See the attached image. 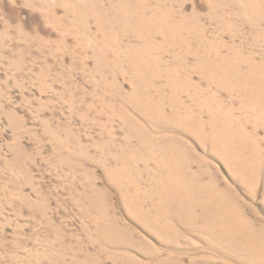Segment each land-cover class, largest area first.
Returning <instances> with one entry per match:
<instances>
[{
    "label": "rangeland",
    "instance_id": "rangeland-1",
    "mask_svg": "<svg viewBox=\"0 0 264 264\" xmlns=\"http://www.w3.org/2000/svg\"><path fill=\"white\" fill-rule=\"evenodd\" d=\"M159 1L150 0V8ZM170 2L177 15L202 17L208 42L223 48L249 52L257 43L252 37L264 33L263 26L253 32L236 21L232 30L238 37L229 40L210 21L208 2H221L226 17L236 19L239 0ZM111 4L121 3L0 0V264H150L155 259L264 264L213 241L201 218L199 232L191 233L178 213L182 207L157 183L162 171L147 161L132 123L162 135L129 102L135 75L126 64L128 49L140 42L133 31L121 34V28L109 26L115 21ZM240 13L244 20L255 19L254 12ZM115 35L118 42L111 40ZM161 57L171 64L168 53ZM192 76L203 85L204 79ZM223 98L227 109L244 115L238 96ZM240 124L245 134H253L252 126ZM258 130L262 143L264 131ZM172 137L198 158L192 160V174L202 169L205 183L216 177L220 189L241 203L246 221L264 231V173L256 186L237 183L209 149L185 135ZM162 224L172 227L181 243L162 232Z\"/></svg>",
    "mask_w": 264,
    "mask_h": 264
},
{
    "label": "bare ground",
    "instance_id": "bare-ground-1",
    "mask_svg": "<svg viewBox=\"0 0 264 264\" xmlns=\"http://www.w3.org/2000/svg\"><path fill=\"white\" fill-rule=\"evenodd\" d=\"M119 1L121 4L118 8L109 5L111 19L115 20L109 26L121 28V34L127 35L129 30L133 31L140 42L128 49L131 60L126 64L135 75L134 95L129 102L140 117L151 122L162 135L159 139L156 135L148 134L135 121L132 123L133 134L139 141V147L145 151L147 161L159 173L162 171L157 183L170 201L182 207L178 208V213L184 217L185 228L191 233L196 235L199 232L202 223L198 222L201 218L206 233L213 241L234 250L240 249L253 261L264 262L263 229H255L246 221L241 203L229 190L220 189L222 184L216 177L209 178L211 181L205 183L204 179L208 177L201 172L202 169L197 175L192 174V160L197 161L198 158L195 159L183 143L172 137L180 134L196 140L228 168L237 183L249 187L257 185L259 174L264 173V142H259L258 137V129L264 131L263 31L252 37L257 43H253L249 52L244 47L223 48L220 44L208 42L206 31L200 25L202 17L175 14L171 9L173 1L160 0L155 10L150 8V0ZM239 1L241 12H254L255 19L244 20L240 10L236 19L228 18L227 6L221 2H214L213 5L208 2L210 21L219 24L220 33L229 40L238 37L232 30L236 21L243 26H251L253 32L260 26L264 27V0ZM233 6L229 4L231 10H234ZM98 14L101 17L104 15L103 12ZM118 38L115 35L111 40L118 42ZM157 40L160 42L155 43ZM259 48L262 53H259ZM116 53L119 55L117 50ZM165 53L172 58L171 64L163 61L161 55ZM188 59L194 60L191 66L187 65ZM192 74L204 79L203 85L194 83L190 79L193 78ZM224 96L235 99L238 96L244 115L227 109ZM183 98L187 99L188 105ZM240 123L252 126L253 134H245ZM194 218L197 220L192 222ZM159 228L167 236L171 235L173 242L181 243L172 227L162 224ZM233 236L238 238L237 242L227 240ZM149 263L166 262L155 259ZM175 264H183L182 259Z\"/></svg>",
    "mask_w": 264,
    "mask_h": 264
}]
</instances>
